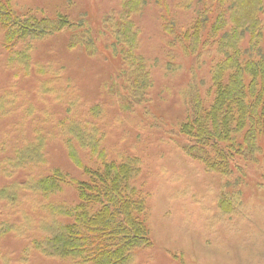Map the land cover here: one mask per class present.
Wrapping results in <instances>:
<instances>
[{
  "label": "rangeland",
  "instance_id": "obj_1",
  "mask_svg": "<svg viewBox=\"0 0 264 264\" xmlns=\"http://www.w3.org/2000/svg\"><path fill=\"white\" fill-rule=\"evenodd\" d=\"M124 1L13 0L19 13H63L76 24L32 42L27 75L23 66L9 62L0 31V264H78L47 256L34 245L58 223L70 222L56 207L82 204L77 184L92 182L86 171H105L92 143L109 162L128 156L140 162L134 185L141 198L149 195L144 217L150 243L134 250L130 264H264V137H257L259 148L245 158L225 151L234 156L226 177L184 155L173 129L195 96L206 108L214 103L212 72L224 60L218 52L224 32L215 37L210 26L226 6L164 0L166 6L151 2L129 17L152 87L146 102L125 108L113 94ZM209 10L213 22L203 31L202 56H193L183 50L189 43L181 35ZM261 16L264 55V12ZM164 17L174 21L170 31ZM224 46L234 52L232 42ZM238 48L250 49L249 37ZM82 126L93 130L92 138ZM32 150L41 152L37 159L15 169L12 163L23 162ZM57 171L64 176L60 192L44 196L30 188Z\"/></svg>",
  "mask_w": 264,
  "mask_h": 264
},
{
  "label": "trees",
  "instance_id": "obj_2",
  "mask_svg": "<svg viewBox=\"0 0 264 264\" xmlns=\"http://www.w3.org/2000/svg\"><path fill=\"white\" fill-rule=\"evenodd\" d=\"M210 1L213 4L211 9L226 6L210 26L215 37L224 32L218 42V52L224 60H220L212 72L215 100L211 107L206 108L205 101L195 96L191 101L190 112L187 106V115L174 122L173 129L177 131L176 141L182 144L183 149L180 148L183 154L202 163L208 172L228 177L230 168L227 164L234 156L226 157L225 151L234 150L240 158H245L259 148L257 137H264V55L259 47L264 0ZM151 2L166 6L164 0H125L122 5L124 24L118 36H115L117 45L121 46L119 54L122 58L117 80L113 84V94L120 97L125 108L127 104L139 105L143 98V103L146 102L152 87L150 74L145 67L146 61L136 53L139 49V33L133 29L132 20H129L132 14L143 12ZM212 13L210 10L201 13L192 30H186L185 35H181V41L189 43L183 45L187 53L202 56L199 49L203 31H207L213 22L209 18ZM164 19L170 22L167 26V31H170L174 21L169 17ZM75 24L63 13L56 16L42 12L19 13L14 8L13 0H0L3 47L9 53V62L23 66L26 75L33 65L32 42L72 29ZM247 37L250 49L238 48ZM225 41L233 43V53L224 46ZM177 43L180 45V40ZM251 52L260 60L255 61ZM244 56L249 60H243ZM193 90L194 87L190 86L189 96ZM81 130L86 131L88 138H92L93 130L84 129L83 126ZM240 138L242 141H239ZM93 144L90 149L104 160L105 171L102 174L86 171L91 175L92 182L77 184L82 204L73 209L56 207L59 214L69 218L70 222L58 223L47 238L34 246L47 256L71 258L78 264H130L134 250L150 243L144 217L149 195L146 193L141 198L138 187L134 185L140 172V162L137 157L129 156L125 160L109 162L106 160L108 155L100 151V147L94 149ZM40 153L32 150L23 162L12 165L15 169L22 168L28 161L34 162ZM61 183L64 184V176L57 171L52 176L31 182L30 188L46 196L60 192Z\"/></svg>",
  "mask_w": 264,
  "mask_h": 264
}]
</instances>
